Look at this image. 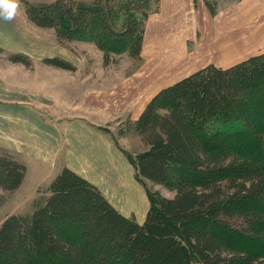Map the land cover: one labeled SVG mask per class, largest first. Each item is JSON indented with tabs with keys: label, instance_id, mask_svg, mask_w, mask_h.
<instances>
[{
	"label": "trees",
	"instance_id": "1",
	"mask_svg": "<svg viewBox=\"0 0 264 264\" xmlns=\"http://www.w3.org/2000/svg\"><path fill=\"white\" fill-rule=\"evenodd\" d=\"M118 1L21 3L61 44L127 39L140 62L151 1L125 0L120 9ZM206 3L217 13V0ZM9 58L32 62L21 52ZM44 62L77 69L59 56ZM125 126L144 145L135 157L126 153L137 179L175 194L148 191L140 222L64 166L32 210L0 219V264H264V52L228 67L211 63L162 88ZM26 173L0 148V188L16 191Z\"/></svg>",
	"mask_w": 264,
	"mask_h": 264
},
{
	"label": "rangeland",
	"instance_id": "2",
	"mask_svg": "<svg viewBox=\"0 0 264 264\" xmlns=\"http://www.w3.org/2000/svg\"><path fill=\"white\" fill-rule=\"evenodd\" d=\"M150 1L148 9L143 10V14L151 13L146 22L140 62L129 54L127 39H111L108 45H103L78 38L61 44L54 29L38 27L28 19L23 3L13 20L0 19V148L8 149L27 165L26 177L16 191L0 188V219L32 210L52 179L68 166L63 154L69 147L66 126L76 121L103 133L120 152L111 166L114 170L105 171L113 188L105 183L107 192L103 191L118 209L140 218L147 215L150 206L148 191H158L168 197L175 194L173 187L150 180L139 181L136 168L126 154L135 157L144 149L138 135L123 129L129 119L135 120L134 109L141 100L143 87L159 73L160 56L150 52L146 55L144 46L149 41V48L153 47L155 52V45L163 40V46L168 48L164 55L170 53L169 46L178 48L179 56L170 57L164 66L162 75H169L186 50L200 55L206 35L216 39L208 21L218 18L217 14L226 4L237 5L241 0H217L218 10L214 15L207 5L209 15L202 16L194 10L182 12L178 17L154 15L161 10V0ZM124 3L125 0H119L118 9ZM151 19H155L154 24L160 21L162 26L154 27L156 30L153 28L149 33L147 23ZM175 42L178 44L174 45ZM15 52L29 55L31 64L11 60L9 54ZM222 53L220 50L219 57ZM54 56L69 60L77 69L72 71L44 62V58ZM135 194L145 199V205H133Z\"/></svg>",
	"mask_w": 264,
	"mask_h": 264
},
{
	"label": "crops",
	"instance_id": "3",
	"mask_svg": "<svg viewBox=\"0 0 264 264\" xmlns=\"http://www.w3.org/2000/svg\"><path fill=\"white\" fill-rule=\"evenodd\" d=\"M194 10L202 16L209 15L210 12L205 0H197L196 8L194 0H161V10L154 15L178 17L182 12ZM217 15L218 18L208 21L210 23L209 27L212 25L213 33L217 35L216 39L211 40L209 35H206L200 55L195 51L192 53L186 50V54L179 59L180 63L175 62L171 68L169 73H173L172 75H162V72L165 70L164 66L169 62L170 57L179 56L178 48L175 46L170 48L169 46L170 53L164 55L163 53H166L168 48L163 46V40L155 45V52L152 51L153 47L149 48L151 46L149 41L148 46H144L146 55L150 52L151 55L157 54L160 56L158 62L159 73L156 74L157 77H152L150 82L143 87L144 91L139 95L141 100L137 102L136 109H134L135 120L143 112L148 102L162 88L173 84L192 72L211 63L228 67L252 55L264 52V0H241L237 5L226 4ZM154 20L151 19L147 23L149 33L154 27L162 26L160 21L154 24ZM154 30L156 29L154 28ZM223 42L224 44H222ZM157 46H160L159 50H157ZM171 50L174 52L172 53ZM220 50L224 53L219 57ZM162 59L164 62L161 61ZM175 72L179 73L174 74ZM66 136L69 145L63 153L66 164L80 175L97 184L105 193L107 192L105 183L113 188L105 177V171L111 172L114 170L111 166L116 163L115 157H119L120 152L115 149L109 139L103 133L82 121L67 125ZM58 146L57 144L56 149H58ZM132 199L133 205L137 207L145 205V199L141 195L135 194ZM144 211L145 208L142 213ZM122 212L129 215L128 212ZM144 215L138 217V219L143 221L146 217Z\"/></svg>",
	"mask_w": 264,
	"mask_h": 264
},
{
	"label": "clouds",
	"instance_id": "4",
	"mask_svg": "<svg viewBox=\"0 0 264 264\" xmlns=\"http://www.w3.org/2000/svg\"><path fill=\"white\" fill-rule=\"evenodd\" d=\"M21 7V0H0V19L11 21Z\"/></svg>",
	"mask_w": 264,
	"mask_h": 264
},
{
	"label": "bare ground",
	"instance_id": "5",
	"mask_svg": "<svg viewBox=\"0 0 264 264\" xmlns=\"http://www.w3.org/2000/svg\"><path fill=\"white\" fill-rule=\"evenodd\" d=\"M152 40H153V39H152ZM179 43H180V41H179ZM177 44H178V43L175 42V45H177Z\"/></svg>",
	"mask_w": 264,
	"mask_h": 264
}]
</instances>
